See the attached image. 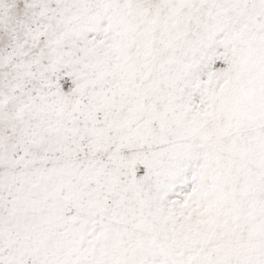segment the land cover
<instances>
[{
	"label": "snow or ice",
	"instance_id": "snow-or-ice-1",
	"mask_svg": "<svg viewBox=\"0 0 264 264\" xmlns=\"http://www.w3.org/2000/svg\"><path fill=\"white\" fill-rule=\"evenodd\" d=\"M0 264H264V0H0Z\"/></svg>",
	"mask_w": 264,
	"mask_h": 264
}]
</instances>
